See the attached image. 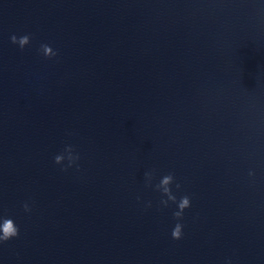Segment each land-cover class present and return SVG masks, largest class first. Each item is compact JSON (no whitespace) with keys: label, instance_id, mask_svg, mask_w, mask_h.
I'll list each match as a JSON object with an SVG mask.
<instances>
[{"label":"water","instance_id":"1","mask_svg":"<svg viewBox=\"0 0 264 264\" xmlns=\"http://www.w3.org/2000/svg\"><path fill=\"white\" fill-rule=\"evenodd\" d=\"M0 217V264H264V0H0Z\"/></svg>","mask_w":264,"mask_h":264},{"label":"clouds","instance_id":"2","mask_svg":"<svg viewBox=\"0 0 264 264\" xmlns=\"http://www.w3.org/2000/svg\"><path fill=\"white\" fill-rule=\"evenodd\" d=\"M10 41L12 44L18 45L19 49L23 51L25 47L31 42V34H24L21 36L12 34L10 36ZM40 52L44 57L49 59L58 55V52L48 44H41ZM53 159L55 164L62 165V171H67L68 168L76 164V162L80 159V156L78 153H76L72 145H66L63 151L55 155ZM65 160H67V165L63 166ZM154 175L155 170L144 173L146 178V187H152L151 182L154 179ZM248 175L254 176V172L249 171ZM174 182L175 175L174 173L170 172L160 179V182L155 185V190L161 193V199L159 201L160 206L167 208L169 207L170 202L176 205L177 210L173 212V218L177 221V223L171 232V236L174 240H180L184 235V225L180 221L183 219L185 210L191 207V198L188 195H183L177 199V196L173 193L171 188V185ZM175 187L179 190L181 185L179 183H175ZM164 197H166V199ZM137 199H139V197ZM22 207L26 213H30L32 211L28 202H24ZM147 207H151L150 201L148 202ZM19 234V227L16 225L13 219L8 217H0V244H3L13 238H18ZM227 264H231V262L228 261Z\"/></svg>","mask_w":264,"mask_h":264}]
</instances>
